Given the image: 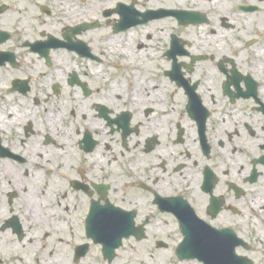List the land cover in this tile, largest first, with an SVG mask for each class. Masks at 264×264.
Returning a JSON list of instances; mask_svg holds the SVG:
<instances>
[{
  "label": "flooded vegetation",
  "instance_id": "1",
  "mask_svg": "<svg viewBox=\"0 0 264 264\" xmlns=\"http://www.w3.org/2000/svg\"><path fill=\"white\" fill-rule=\"evenodd\" d=\"M110 1L0 0V264H264V0Z\"/></svg>",
  "mask_w": 264,
  "mask_h": 264
},
{
  "label": "bare ground",
  "instance_id": "2",
  "mask_svg": "<svg viewBox=\"0 0 264 264\" xmlns=\"http://www.w3.org/2000/svg\"><path fill=\"white\" fill-rule=\"evenodd\" d=\"M99 6L101 7H106L111 1L110 0H97ZM118 19L117 16H113L112 20H111V26L108 27L107 30H103V32H106L108 34H112V26L115 25L116 20ZM126 37H135L140 39V37H138L135 33L133 34V32H131L130 34H126ZM105 39L108 40V50L111 52V54L118 52L119 50H121L122 52H125L122 50L123 46H124V42H128L127 39L124 38L123 35H119V36H107ZM141 44H143L144 48L141 50V55L143 57H145V55H149L151 57H154V51L152 50V48H147V43L145 42L144 38H141ZM155 45V40L153 42L150 43V46H154ZM114 47H116V49L118 51H116V49H113Z\"/></svg>",
  "mask_w": 264,
  "mask_h": 264
},
{
  "label": "rangeland",
  "instance_id": "3",
  "mask_svg": "<svg viewBox=\"0 0 264 264\" xmlns=\"http://www.w3.org/2000/svg\"><path fill=\"white\" fill-rule=\"evenodd\" d=\"M87 7L90 8V10H85ZM79 9H81L82 11H84V14H85L88 18H90V17H98V18H99V17L101 16V14H102V9L100 10L99 7L96 6V4L94 3V0H87V3H86L84 6H80V7L77 9V11H74L73 13L78 14ZM61 15H62V17L67 18L68 20L71 19L72 21H74V20H73V19L75 18L74 15H71V14L67 15V14H65V13H63V14H61ZM61 19H62V18H61ZM62 20H63V19H62ZM75 20H76V19H75ZM64 21H65V20H64ZM66 21H67V20H66ZM104 27H106L105 24H103L102 28H104ZM101 30H102V29H99V30H97L95 33H97V34H105V33L101 32ZM163 35H164V34H163ZM156 47H157V46H156ZM157 50H159V47H157ZM117 53H118V52H117ZM117 53H113V54H111V55H115V54H117ZM66 222H67V221H66ZM68 222H69L68 227L62 225L61 228L58 229L59 232H60L61 234H63V233H62V230H68V229L73 228V224H74V223H73L72 221H68ZM58 230H56V231H58Z\"/></svg>",
  "mask_w": 264,
  "mask_h": 264
},
{
  "label": "water",
  "instance_id": "4",
  "mask_svg": "<svg viewBox=\"0 0 264 264\" xmlns=\"http://www.w3.org/2000/svg\"><path fill=\"white\" fill-rule=\"evenodd\" d=\"M179 249V251L182 253V254H184V252H186V247L184 246V244H181L180 245V247L178 248Z\"/></svg>",
  "mask_w": 264,
  "mask_h": 264
}]
</instances>
